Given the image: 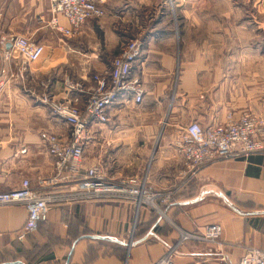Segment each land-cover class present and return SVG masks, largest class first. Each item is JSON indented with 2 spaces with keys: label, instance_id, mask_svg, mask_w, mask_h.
Masks as SVG:
<instances>
[{
  "label": "crops",
  "instance_id": "crops-1",
  "mask_svg": "<svg viewBox=\"0 0 264 264\" xmlns=\"http://www.w3.org/2000/svg\"><path fill=\"white\" fill-rule=\"evenodd\" d=\"M262 5L256 7L260 18L241 25L243 54H237L235 25L221 28L215 12L212 21L197 19L200 41L190 49H180L169 23L148 30L133 24L130 40L141 43L142 53L131 76L142 82L143 101L135 104L123 95L108 109L107 123L91 125L95 139L84 161L113 177L148 179L157 208L120 198L56 204L37 231L20 239L26 209L0 207V264H155L178 243L181 231L199 234L212 224L223 226L219 243L185 242L175 255L178 264H239L250 248L264 252V154L221 160L191 175L178 145L181 129L191 122L208 127L223 123L229 112L264 115ZM49 6L50 0H0L2 192L24 179L37 189V181L51 175L53 158L43 132L71 136L64 121L24 90L20 61L4 58L9 51L17 56L8 40L22 36L45 46L42 59L29 65L28 76L36 90L46 83L51 95L62 100L76 95L67 94V80L89 85L94 73L110 69L124 44L105 32L112 19L88 20L71 37L54 31L48 25ZM122 7L121 0H109L107 15ZM61 23L67 26L63 18ZM98 33L104 51L94 46ZM187 33L181 32L184 40ZM226 35L232 43L226 58L234 63L229 69L222 67L218 48ZM33 254L37 259L32 260Z\"/></svg>",
  "mask_w": 264,
  "mask_h": 264
},
{
  "label": "built area",
  "instance_id": "built-area-1",
  "mask_svg": "<svg viewBox=\"0 0 264 264\" xmlns=\"http://www.w3.org/2000/svg\"><path fill=\"white\" fill-rule=\"evenodd\" d=\"M106 2L107 0H50L51 18L48 25L64 36H74L88 20L106 16ZM61 18L65 19L67 26L61 23ZM8 42L17 56L14 57L9 51L4 58L9 62L20 61L18 78L21 79L24 90L48 107L71 130L70 138L50 132L41 134V139L53 158L54 168L49 177L37 181L39 190L34 188L29 179H24L15 189L0 191V207L22 206L27 211L28 218L19 238L24 239L37 231L45 221L50 207L56 204L120 198L157 208V195L148 179L134 176L113 177L99 167H86L84 161L86 147L95 139L91 125L107 123L108 109L123 95L131 96L135 104L143 101L145 90L142 82L131 76L133 65L142 53L141 43L137 40L126 41L113 59L110 69L92 75L89 85L67 80V94L76 95L62 100L51 95L46 83L39 85V90H36L28 76L29 65L42 59L45 46L22 36L12 37ZM77 95L82 96V101ZM178 145L191 175L221 160L264 154V116L249 111L229 112L223 123L208 127L191 122L181 129ZM180 233L178 243L155 264H178L175 261L177 250L188 241L218 244L223 226L212 224L199 234ZM239 264H264V252L250 248Z\"/></svg>",
  "mask_w": 264,
  "mask_h": 264
},
{
  "label": "rangeland",
  "instance_id": "rangeland-1",
  "mask_svg": "<svg viewBox=\"0 0 264 264\" xmlns=\"http://www.w3.org/2000/svg\"><path fill=\"white\" fill-rule=\"evenodd\" d=\"M113 1L115 2L116 0ZM108 2L109 0H107L105 4V11ZM262 2L264 4V0H121V3H123V10L121 9L116 14L110 13L108 15L106 11V16L103 17L104 22L106 20L110 22L112 19L113 25H109L110 27L106 28L105 32L110 30L108 32H112V34L109 35V37L114 36L115 39L119 38L118 44H121L132 39L130 33L133 24L138 23L139 27L145 29L154 26V24L165 22L174 27L175 30H173V34L176 33L178 45L181 46L180 49H186L188 47L190 49L192 45H196L198 41H200L197 35L198 30L195 26L197 19L200 18L202 21H212V13L215 12V21L219 20L220 24H222L221 28L227 29L228 27H231V25L232 28H234L235 25L236 28L231 29V32L237 34V54H243L241 53L244 52V41L243 37L240 36L242 32L240 29L241 25L251 18L255 19V17H261L260 13L256 11V7L257 5L261 6ZM94 22L98 23L99 21ZM187 25L189 27L188 31L184 30ZM181 32H188L187 40H184ZM200 34H202V32L199 33V36L201 37ZM201 38L203 40V37ZM229 38V35H226L224 38L221 37L220 42H218L219 53L222 57L221 64L225 69H229L230 65L234 64L226 58L228 52H231L229 45L232 43H229ZM231 38H233V36H231ZM93 43L94 46H96L95 44H99V50L104 51V40L100 33L94 38ZM236 64L241 65V62H237ZM253 114L260 115L258 113ZM95 256H97V253L94 251L92 257ZM31 258L32 260L37 259V255L33 254Z\"/></svg>",
  "mask_w": 264,
  "mask_h": 264
},
{
  "label": "water",
  "instance_id": "water-1",
  "mask_svg": "<svg viewBox=\"0 0 264 264\" xmlns=\"http://www.w3.org/2000/svg\"><path fill=\"white\" fill-rule=\"evenodd\" d=\"M12 46L11 44L9 45V47Z\"/></svg>",
  "mask_w": 264,
  "mask_h": 264
}]
</instances>
